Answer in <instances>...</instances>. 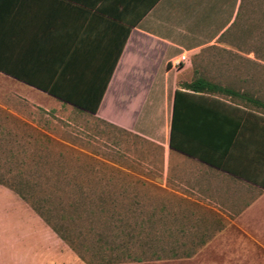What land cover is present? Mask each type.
I'll list each match as a JSON object with an SVG mask.
<instances>
[{"label": "crops", "instance_id": "0c3cea01", "mask_svg": "<svg viewBox=\"0 0 264 264\" xmlns=\"http://www.w3.org/2000/svg\"><path fill=\"white\" fill-rule=\"evenodd\" d=\"M244 3L0 0V75L91 114L84 109L116 64L95 116L163 147L176 163L188 160L193 207L264 247V75L240 68L261 61L239 59L197 78L188 65L171 66L230 32L246 16ZM199 78L216 89H184ZM177 91L185 95L176 105ZM175 107L181 151L170 148Z\"/></svg>", "mask_w": 264, "mask_h": 264}, {"label": "rangeland", "instance_id": "374dc122", "mask_svg": "<svg viewBox=\"0 0 264 264\" xmlns=\"http://www.w3.org/2000/svg\"><path fill=\"white\" fill-rule=\"evenodd\" d=\"M244 13L189 55L195 78L247 58L261 64L240 68L264 75V0H245ZM165 151L0 75V174L37 181L76 250L0 184V264H264L263 246L193 207L191 163Z\"/></svg>", "mask_w": 264, "mask_h": 264}, {"label": "trees", "instance_id": "16d2710c", "mask_svg": "<svg viewBox=\"0 0 264 264\" xmlns=\"http://www.w3.org/2000/svg\"><path fill=\"white\" fill-rule=\"evenodd\" d=\"M116 68V64L112 67L111 73L109 74L107 80L105 81L103 85V90L101 93V96L93 99V104L89 105L88 107H82L85 108L84 110L90 111L91 115L95 116L97 114V111L100 107V104L102 102L103 96L105 94L106 88L109 84V81L113 75V72ZM0 70L1 69L0 67ZM10 76L15 77V74L13 73H8ZM27 84H32V83H27ZM35 86V85H33ZM39 88V87H38ZM184 89L190 90V91H195V90H213L216 89L212 84L208 83L204 79H196L190 84H185ZM40 90H43L44 92L54 95L57 94L53 90L49 89H43L40 88ZM185 95V93H182L181 91H177L176 93V105L177 101L180 96ZM58 100L64 102L65 104H70L73 102V99L67 98V97H57ZM177 112H176V107H175V113H174V120H173V125H172V131H171V141H170V148L172 150H182L181 147H178L175 144V118H176ZM188 156H192L191 153H185ZM42 177V176H41ZM40 178V177H39ZM0 184L4 185L11 190H13L23 201H25L27 204L31 206V208L39 215V217L58 235L60 238L68 243L70 245L68 239L61 233V231L54 225L53 223V212L48 206L50 202L49 196L42 197L39 193L38 185L36 180H30L26 179L23 174L21 173H15L14 171H11L8 173V175H2L0 174ZM77 196H79V200L76 201L74 205L78 206L81 205L83 206V202H85L86 194L84 193H79ZM70 247L72 250L76 251L71 245ZM77 253V252H76Z\"/></svg>", "mask_w": 264, "mask_h": 264}, {"label": "built area", "instance_id": "2783aa9c", "mask_svg": "<svg viewBox=\"0 0 264 264\" xmlns=\"http://www.w3.org/2000/svg\"><path fill=\"white\" fill-rule=\"evenodd\" d=\"M188 63H190V57L187 54H183L178 59H175L171 62V66L173 68L179 69L183 66H186Z\"/></svg>", "mask_w": 264, "mask_h": 264}]
</instances>
